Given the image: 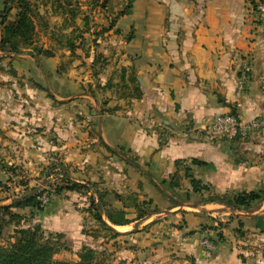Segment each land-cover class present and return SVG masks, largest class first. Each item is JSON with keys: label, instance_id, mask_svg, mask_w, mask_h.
Listing matches in <instances>:
<instances>
[{"label": "crops", "instance_id": "obj_1", "mask_svg": "<svg viewBox=\"0 0 264 264\" xmlns=\"http://www.w3.org/2000/svg\"><path fill=\"white\" fill-rule=\"evenodd\" d=\"M147 1L136 0L128 15L134 33L120 58L118 89L111 74L95 93L47 99L42 86L63 82L58 57H33V83H22L28 71L15 66L16 86L0 84V98L9 91L33 116L22 122L12 118L19 101L1 104L6 133L0 132V172L8 180L21 168L41 173L53 155L67 179L89 188L87 195L67 193L80 212L57 209L61 197L55 196L40 216L43 226L38 224L71 242L76 235L77 257L84 246H110L121 264H264V198L247 210L206 202L209 196L264 191V131L216 137L204 131L221 115L242 122L264 117V34L253 0ZM142 5L150 11L147 22L138 12ZM244 62L250 71L238 98ZM4 70L0 76L12 75ZM20 153L26 160L15 159ZM193 159L206 166L193 165ZM188 168L209 193L192 190ZM175 174L182 179L174 191ZM93 192L118 236L99 234L92 215L87 231L79 222L92 213L86 202ZM84 197L86 202L77 200ZM145 203L148 212L139 208ZM107 211L122 212L131 222L114 225Z\"/></svg>", "mask_w": 264, "mask_h": 264}, {"label": "rangeland", "instance_id": "obj_2", "mask_svg": "<svg viewBox=\"0 0 264 264\" xmlns=\"http://www.w3.org/2000/svg\"><path fill=\"white\" fill-rule=\"evenodd\" d=\"M135 1L136 0H31V3L36 7V16L34 17L36 33L33 46L23 49L22 54L13 53V56L0 58V67L5 69L4 71L9 70L8 72L12 73V75L0 76V84H3L4 88L10 87L12 84L16 86L15 83H11V81L18 79L15 66L24 69L25 72L28 71L27 76L29 77H23V80H21L22 83L24 81L26 83L28 81L31 83L35 82L32 72L37 68V65L33 57L34 54L38 53L39 49H44L54 52L52 58L58 57V69L60 68L61 70L58 73H60L59 76L63 79L62 83L56 84L52 82L49 85L45 84V86H42L41 91L45 93L47 99H69L81 92L95 93V90L99 91L102 89L100 82L104 85V82H106L107 78L109 79L111 74L112 76L109 82H112L113 88L118 89L119 87L117 86L121 83L120 66L122 63L120 62V58L126 51L125 47L134 33L133 28L130 27L131 18L128 14L134 12ZM158 1L160 4L162 2L165 3V1L162 0ZM4 2L5 0H0V14L4 8ZM142 2L148 1L142 0ZM138 12L142 15L143 20L147 22L150 11L142 5V10L139 9ZM16 13V10L11 13V19L14 18ZM163 13L165 14V12ZM125 14L127 15L124 16ZM167 20L166 26L169 25ZM71 43L77 46L74 52L70 50L69 45ZM90 54L92 57L88 58ZM0 56H4V52L1 51V49ZM44 57L38 56V59L43 60L45 59ZM103 70H107V72H103ZM88 81H90V83H87ZM14 86L13 88L16 89ZM10 94L9 91H4V95L0 98V106L3 107L1 104H7L9 101H12L11 104L14 103L17 105L19 101L18 109L20 112L12 115V118H15L16 115L18 120L22 119L21 121L24 122L26 121V117H32L33 113L29 110H26L25 113L24 108H21L22 101H20V98L18 97V100L14 101L9 97ZM16 94L20 95L19 93ZM105 99H103V101ZM17 119L16 125H19ZM4 126V123L0 122L1 133H6L4 132ZM5 157H12V155ZM14 157L15 159L19 157L21 159H18L19 161L26 160L27 158V156L22 155V153L19 155L17 154V156L14 155ZM49 157H52L49 158V165L43 170L44 172L42 171L41 173L35 172L30 174L27 171L28 169L21 168V172H13L14 178L11 179L12 176H9L8 180L6 176L4 177V174L0 172V184H2L1 187L4 191L1 192L7 194L1 195L0 201H3L5 196H9L13 200L39 189V192L35 194L34 197L39 195L38 200L45 205V209L40 212L36 209L14 210L15 213L20 214L22 220L20 223L17 221L5 229L4 233L0 236V246L8 247L12 244L19 230L35 229L38 224L42 223L43 220L40 216H42L43 212L48 207L54 205L51 199L56 196L54 193L55 188L57 186L64 187L66 185L62 181L63 176H59L54 172L56 170L52 169L53 166H61L60 161H53V158L56 156L52 155ZM2 158L3 155H0V160ZM1 164L0 162V166H2ZM67 193L68 192H64L60 196L61 199H59V203L56 202L55 206L57 205V209L59 208L66 212L69 211V209L75 210L76 208L78 212H80L81 209L79 208V204L74 201L76 203L73 205L70 202L71 198L68 196L69 193ZM81 193L87 195V189H83ZM94 194V192L91 193V196L87 199L88 202H86L85 197L82 198V200L80 198L77 199L78 201L86 202L91 212V202H93V204L96 203L95 206H92V209H95L96 205H100L101 203L99 200H96L97 197ZM57 199H54V202ZM141 207L142 209H146L147 212L150 210V207L146 208L144 204ZM82 208L84 212L86 208ZM102 209L104 211L103 205L102 207L100 206L101 211ZM185 210L193 211L191 208H185ZM94 214L95 213H90L89 216L86 215L88 217H84V220L81 218L79 219V222L84 225L85 231L91 227L90 225L93 222L92 217L95 218ZM43 224L44 223H42V226ZM41 231L45 238L51 233L46 229L44 230L43 227H41ZM96 231L99 234L105 232V236L107 237L114 236L113 233L108 232L100 223ZM76 237V235L71 237L74 240L72 242L70 241V236L64 235V237L61 238L60 246H66L68 249H62L55 256L56 260L68 262L79 261L77 257V249L79 247L77 246L80 245H77L75 242V240H78ZM116 253L117 252L110 246L106 247V249L103 247L97 251V257L105 264H121L117 262Z\"/></svg>", "mask_w": 264, "mask_h": 264}, {"label": "trees", "instance_id": "obj_3", "mask_svg": "<svg viewBox=\"0 0 264 264\" xmlns=\"http://www.w3.org/2000/svg\"><path fill=\"white\" fill-rule=\"evenodd\" d=\"M16 10L17 13L13 19H11V13ZM130 14V13H129ZM128 14V15H129ZM1 35H0V49L5 54H22L23 49L33 46L34 36L36 33L34 17L36 16V7L31 3V0H5L4 8L1 12ZM125 14L124 16H126ZM76 45V44H75ZM74 43H71L70 50L75 51L76 47ZM54 52L50 50L39 49L34 57L49 56L53 57ZM193 165L206 166L205 162L193 159ZM52 169L56 170L59 176L62 177L63 186H57L54 190L56 196H61L64 192H79L83 189L89 190L84 184L73 182L66 177L64 167L53 166ZM186 178L191 179L190 185L196 193H209L211 189L208 185L204 184L201 180L195 179L190 174V169L186 170ZM181 179L178 175L172 176L170 187L171 190L179 189L181 187ZM2 184H0V192L3 191ZM4 192V191H3ZM0 193L1 194L3 193ZM28 195V194H27ZM27 195L18 197L11 201V204H2L10 197H5L3 201H0V236L4 233L5 229L18 221L21 222L20 214L14 212L16 209H36L38 212L45 209V205L40 202L39 195L36 197L28 198ZM264 198V191L250 192L243 194H225L209 196L206 202H218L233 207L236 209H249L251 205ZM1 199V197H0ZM92 213H95V220L100 223L108 232L113 233V230L106 224L103 219V215L100 210V205L95 206L91 202ZM144 205H148L145 203ZM151 205V204H150ZM150 207V206H148ZM141 209V206L139 207ZM157 211L156 209L151 211L152 213ZM108 220L114 225H125L131 221L124 218L122 212H110L107 211ZM144 215H141V217ZM114 236L118 234L113 233ZM63 234L50 233L46 238L41 231V226L37 225L35 229H23L19 230L16 234L15 241L8 247L0 246V264H105L98 259L97 251L84 246L78 254V262L58 261L55 256L63 249L67 250L65 246H60V240L63 238Z\"/></svg>", "mask_w": 264, "mask_h": 264}, {"label": "built area", "instance_id": "obj_4", "mask_svg": "<svg viewBox=\"0 0 264 264\" xmlns=\"http://www.w3.org/2000/svg\"><path fill=\"white\" fill-rule=\"evenodd\" d=\"M252 6L259 26L264 34V0H253ZM249 71V63L244 62L235 92V95L238 98L245 92ZM204 131L209 137L222 136L226 134L233 136L238 134L248 136L249 134L258 131H264V117L254 119L249 122H242L236 115H221L216 117ZM53 161L59 162V159L54 157Z\"/></svg>", "mask_w": 264, "mask_h": 264}, {"label": "water", "instance_id": "obj_5", "mask_svg": "<svg viewBox=\"0 0 264 264\" xmlns=\"http://www.w3.org/2000/svg\"><path fill=\"white\" fill-rule=\"evenodd\" d=\"M39 192V189L34 190L33 192H31L30 194L27 195L28 198H32L35 196V194H37ZM100 206L102 207V204L100 203ZM101 213H103V209L101 211Z\"/></svg>", "mask_w": 264, "mask_h": 264}]
</instances>
